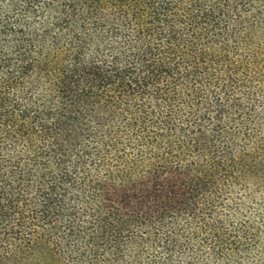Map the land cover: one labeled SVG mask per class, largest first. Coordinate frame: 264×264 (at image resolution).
<instances>
[{
	"label": "trees",
	"instance_id": "1",
	"mask_svg": "<svg viewBox=\"0 0 264 264\" xmlns=\"http://www.w3.org/2000/svg\"><path fill=\"white\" fill-rule=\"evenodd\" d=\"M0 264H264V0H0Z\"/></svg>",
	"mask_w": 264,
	"mask_h": 264
}]
</instances>
